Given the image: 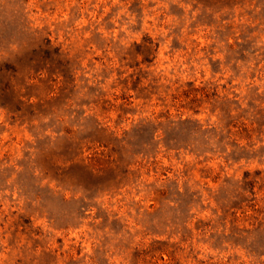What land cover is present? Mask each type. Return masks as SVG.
Here are the masks:
<instances>
[{"label":"rangeland","instance_id":"rangeland-1","mask_svg":"<svg viewBox=\"0 0 264 264\" xmlns=\"http://www.w3.org/2000/svg\"><path fill=\"white\" fill-rule=\"evenodd\" d=\"M0 264H264V0H0Z\"/></svg>","mask_w":264,"mask_h":264}]
</instances>
